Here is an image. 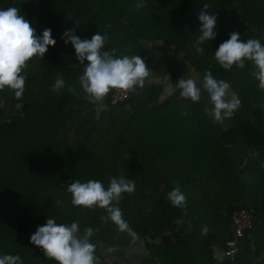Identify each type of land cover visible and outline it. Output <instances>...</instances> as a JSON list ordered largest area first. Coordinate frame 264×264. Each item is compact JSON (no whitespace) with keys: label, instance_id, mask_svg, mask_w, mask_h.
Listing matches in <instances>:
<instances>
[{"label":"trees","instance_id":"1","mask_svg":"<svg viewBox=\"0 0 264 264\" xmlns=\"http://www.w3.org/2000/svg\"><path fill=\"white\" fill-rule=\"evenodd\" d=\"M137 2L76 0L74 7L67 4L69 9L56 7L61 27L75 28L81 39L90 40L97 31L106 35L102 51L114 49L116 56L144 59L148 46L169 47L186 55L201 81L206 72L226 79L240 100L225 121L228 129L206 115V93L198 103L182 100L178 91L160 102V86L155 85L137 87L136 95L115 106L109 104L113 90L101 104H91L78 83L85 65L69 52L49 47L39 78L24 74L35 57L28 62L21 98L7 88L0 91V256L18 254L23 264H54L29 243L37 227L52 218L57 223L78 220L81 234L86 227L95 229L91 242L98 243L100 261L112 256L107 248L130 236V243L145 241L150 254L152 247H165L162 256L171 257L166 264H196L231 237L229 217L222 213L225 207L254 210L248 234L259 244L264 227L263 222L259 226L264 217V139L250 136V131L256 117L264 118V98L251 75V62L226 72L214 54L232 32L240 33L242 40L254 38L264 44V0H238V7L231 0H144L145 7L139 10ZM204 4L217 15V35L200 45L203 54H198L197 16ZM6 5L19 7L37 35L45 29L37 0H8ZM171 71L167 66L165 72ZM61 74L65 88L57 94L51 88ZM68 86L75 87V95ZM96 108L105 115H97ZM83 115L70 142L65 133L74 117ZM119 175L135 183V191L123 194L118 205L131 233L118 232L111 222L102 221L103 209L73 206L67 191L75 180H99L107 188L110 178ZM174 180L186 195L184 209L167 200ZM205 226L209 231L202 235ZM249 243L244 244L238 264L249 259Z\"/></svg>","mask_w":264,"mask_h":264},{"label":"clouds","instance_id":"2","mask_svg":"<svg viewBox=\"0 0 264 264\" xmlns=\"http://www.w3.org/2000/svg\"><path fill=\"white\" fill-rule=\"evenodd\" d=\"M144 7V0H138L135 4L137 10ZM197 19L199 35L195 41V51L203 54L200 45L216 38L214 29L217 15L209 11L208 4H204ZM61 39L66 45L71 44L75 58L85 65L78 83L85 94L84 99L91 104H101L113 89L131 92L137 87H143L152 73L140 55L116 56L114 49L102 51L108 37L98 31L89 40L75 35V28H72L65 30ZM55 44L51 29L45 28L37 35L19 7L0 9V91L7 88L16 98H21L26 81V76L22 73L28 67V62L34 57L41 60L48 48ZM214 58L226 72H230L233 66L243 69L245 62H251L254 69L251 75L258 81V87L264 91V44L259 39L250 38L245 41L241 39L240 33L232 32L218 46ZM64 88L65 81L61 74L56 78L51 91L59 94ZM169 88L172 92L178 91L182 100L192 103L200 102L202 93H206L207 104L204 111L213 123L221 125H225V121L234 115L240 104L237 94L230 91V83L226 79H217L211 72L204 74L201 86H197L195 79H185L182 76L174 86L169 83ZM67 90L76 94L73 86H68ZM183 115H187V112ZM227 129L228 126L225 125V130ZM172 183L174 187L167 193V200L173 207L186 208V195L181 191L179 181L174 180ZM67 191L71 195L73 206L103 209L106 215L101 216L102 221L111 222L118 232L131 233L118 205L123 194H132L135 191L133 180L124 175L113 176L107 188L99 180L90 179L84 183L75 180L67 186ZM95 231L92 227H86L81 234L78 220L57 223L55 219L47 218L46 223L37 227L30 236L29 243L40 249L45 259L54 261V264H100L98 243L91 242ZM208 231L205 226L201 234L207 235ZM105 251L112 253L116 249L110 247ZM0 264L23 262L18 254H5L0 256Z\"/></svg>","mask_w":264,"mask_h":264},{"label":"crops","instance_id":"3","mask_svg":"<svg viewBox=\"0 0 264 264\" xmlns=\"http://www.w3.org/2000/svg\"><path fill=\"white\" fill-rule=\"evenodd\" d=\"M149 54L143 60L145 61L147 67L152 71L149 78L146 79L143 87H140L142 90L148 87H154L155 85L160 86L161 94L158 101H163L167 97L171 96L173 93L169 88V83L173 86L176 82L183 76V78H193L197 82V86L202 83L201 78L193 71V68L188 63V59L184 53H179L177 51L173 52V48L165 49L159 45H151L148 46ZM52 48H55L52 46ZM69 53H71V46H68ZM184 64H183V63ZM162 65L163 70L161 72L157 71V67ZM177 65H182L183 69L180 70ZM167 66H170L172 71L170 73H166L165 70ZM42 67V60L35 58L29 65L28 69L25 71L26 76L40 77ZM74 121L72 122V124ZM229 210L225 208L222 210V213H226L229 217ZM262 222L264 223V217L260 223V227H262ZM229 230L231 231V225L228 219L227 224ZM264 226V225H263ZM260 233V241L256 246L255 239L253 235H247L244 241L242 242L241 252L236 261L230 262L223 255V248L219 246H213L211 248L210 255L207 257L205 261L202 258H199L196 264H238L240 261V257L242 256L243 246L246 244V241L250 242L248 245L251 249L248 251L249 259L245 262L242 261L243 264H264V227H262ZM258 235V234H257ZM130 236L127 239L123 240L121 244L114 243L116 251L112 252V258L116 264H166L171 257H167L166 254L162 256V251L165 247H152L151 253H148L146 247L144 246L145 241L138 240L130 243ZM258 240V239H257ZM251 245V246H250ZM262 246V247H261ZM257 249H256V248ZM259 247V248H258ZM258 254V255H256ZM156 255V256H155ZM159 255V256H158ZM248 256V255H247ZM153 257H158L160 261L154 260ZM239 259V260H238ZM102 260V259H101ZM101 264V261H100ZM170 264V263H169Z\"/></svg>","mask_w":264,"mask_h":264},{"label":"rangeland","instance_id":"4","mask_svg":"<svg viewBox=\"0 0 264 264\" xmlns=\"http://www.w3.org/2000/svg\"><path fill=\"white\" fill-rule=\"evenodd\" d=\"M231 1L233 2V6L234 7H238V0H231ZM7 2H8V0H0V9H5L6 6H7L6 5ZM47 2H48L47 0H45V1L44 0H37V5L39 7V13L45 19V22H46L45 28L51 29L52 37L56 40V44L53 47H55L57 49H61V51L66 53V52L69 51V49H67V47L71 46V44L70 45H68V44L66 45L64 43V41L61 39L62 34L64 33L65 29L63 27H61V25H60V19L59 18H60V15H61V11L59 10L60 8L58 9L56 6H58V4L60 6L63 5V10H64L65 7L68 8L67 6H69V5H67V4H71L74 7V3L76 2V0H56V3L50 4V5H47ZM8 6H10V5H8ZM235 16L236 17H234L235 18L234 21L237 22L238 21L237 14H235ZM168 48L165 47V49H168ZM70 51L71 52L74 51L72 46H71V50ZM174 51H175V49H173V52ZM70 54L72 55V57H75V53L74 52H73V54L72 53H70ZM177 66H178V68L180 67V65H177ZM181 69H183L182 65L180 67V70ZM259 91L261 93L262 98H264V91H262L260 88H259ZM105 107H106V105H104V106L102 105L99 108H102V110H103V109H105ZM99 108H96V110H95L96 114L97 115L98 114L99 115H105V112H102V110L99 109ZM107 110L108 109H106L104 111H107ZM83 117H84V115L81 116V117L80 116H78V117L75 116L74 120H73L74 123L70 126V130L65 133V136L67 137V139L70 142L73 141L74 135L76 133V129L78 127V124H80V122L83 119ZM250 136H256V137H260V138L264 139V118L263 117H256L255 124L253 123V125L251 127ZM224 181H226V179H224ZM193 192L194 191H191V193H193ZM206 202H207V204L211 203L210 200H208ZM218 204L219 203H217V205ZM225 208H224V210H225Z\"/></svg>","mask_w":264,"mask_h":264},{"label":"built area","instance_id":"5","mask_svg":"<svg viewBox=\"0 0 264 264\" xmlns=\"http://www.w3.org/2000/svg\"><path fill=\"white\" fill-rule=\"evenodd\" d=\"M137 94V89L131 92L113 89L109 104L115 106L127 101L131 96ZM254 221V210L251 208H240L229 212V222L231 225V237L224 243L223 255L230 261L234 262L241 252L242 242L251 230ZM101 264H116L110 255L102 258Z\"/></svg>","mask_w":264,"mask_h":264}]
</instances>
